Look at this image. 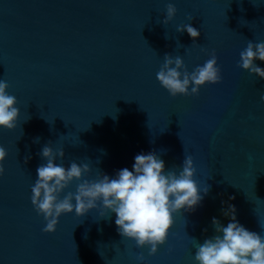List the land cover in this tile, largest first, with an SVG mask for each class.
Segmentation results:
<instances>
[{"label": "water", "instance_id": "obj_1", "mask_svg": "<svg viewBox=\"0 0 264 264\" xmlns=\"http://www.w3.org/2000/svg\"><path fill=\"white\" fill-rule=\"evenodd\" d=\"M169 3L176 14L165 25ZM187 23L195 41L176 31ZM249 41L264 42V0H0V79L19 109L15 128L0 129V264H137L139 254L143 264H196L212 218L229 222L221 201L264 236V79L238 66ZM213 51L219 83L172 97L157 81L166 54L191 72ZM45 144L63 149L57 163H87L88 180L131 169L141 152L166 170L190 155L209 191L195 211L173 215L151 256L98 210L62 214L46 233L31 203Z\"/></svg>", "mask_w": 264, "mask_h": 264}, {"label": "clouds", "instance_id": "obj_2", "mask_svg": "<svg viewBox=\"0 0 264 264\" xmlns=\"http://www.w3.org/2000/svg\"><path fill=\"white\" fill-rule=\"evenodd\" d=\"M175 14V6L169 3L163 23L166 25ZM176 31L186 32L193 41L200 35L191 23L178 26ZM256 61H264V42L249 41L240 52L238 66L264 79V67ZM156 79L172 97L196 95L202 86L219 83L221 70L215 51L191 72L185 68L181 56L166 54ZM7 88V82L0 79V129L13 130L19 109L16 97ZM260 100L264 102V95ZM6 155L0 147V176L4 174L2 165ZM40 156L46 163L36 169L31 203L46 222L44 232H54L62 214L75 212L79 217L98 210L101 218L114 214L119 235L134 241L138 249L148 247L150 256L165 243L173 215L181 209L195 211L209 191L208 186H201L194 179L196 169L190 155L185 156L179 168L166 170L164 160L155 152H141L135 155L131 169L121 168L111 177L100 173L94 180L83 179L90 171L87 163L73 161L67 167L57 163L64 157L63 149L54 151L50 144H45ZM74 181L75 192H67L61 198V193ZM225 203L221 201V210L229 222L224 225L212 218L215 235L198 243L194 254L196 264H264V236L242 225L236 218L235 205L227 203L225 207ZM136 261L143 264V254L137 255Z\"/></svg>", "mask_w": 264, "mask_h": 264}]
</instances>
